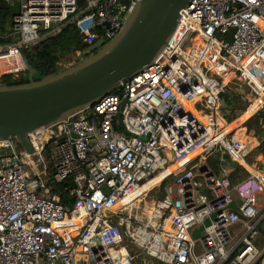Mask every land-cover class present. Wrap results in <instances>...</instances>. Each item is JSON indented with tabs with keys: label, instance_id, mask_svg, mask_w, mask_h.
Listing matches in <instances>:
<instances>
[{
	"label": "built area",
	"instance_id": "2783aa9c",
	"mask_svg": "<svg viewBox=\"0 0 264 264\" xmlns=\"http://www.w3.org/2000/svg\"><path fill=\"white\" fill-rule=\"evenodd\" d=\"M18 1L20 37L1 36L14 42L0 43V62L22 67L1 76L36 71L32 47L65 29L88 46L109 42L140 0ZM234 82L255 100L264 92V0H192L155 64L122 89L32 132L33 153L0 142V264H264V176L246 168L232 181L248 152L239 128L227 131L235 121L222 99ZM163 173L138 207L109 214ZM69 179L74 201L65 206L54 185ZM154 191L164 196L147 205ZM116 217L131 223L125 234H150L126 235L133 261L118 257L125 236Z\"/></svg>",
	"mask_w": 264,
	"mask_h": 264
},
{
	"label": "water",
	"instance_id": "95a60500",
	"mask_svg": "<svg viewBox=\"0 0 264 264\" xmlns=\"http://www.w3.org/2000/svg\"><path fill=\"white\" fill-rule=\"evenodd\" d=\"M0 1L10 11L1 36L14 34L19 39L14 26L21 5L18 0ZM191 2L140 0L112 40H100L89 46L88 54L84 53L86 56L72 65L41 79L35 78L38 72L33 71L24 84H0V142L15 139L28 153H33L29 139L32 132L65 121L94 106L104 96L122 89L155 64L177 29L181 11ZM103 27L109 28V24L97 29ZM230 208L239 211L235 204ZM202 230L203 227L195 231L194 238H198Z\"/></svg>",
	"mask_w": 264,
	"mask_h": 264
},
{
	"label": "trees",
	"instance_id": "16d2710c",
	"mask_svg": "<svg viewBox=\"0 0 264 264\" xmlns=\"http://www.w3.org/2000/svg\"><path fill=\"white\" fill-rule=\"evenodd\" d=\"M122 2H128V0H122ZM10 16V11L5 3L0 1V43L7 44L13 43L12 38L3 39L1 34L4 33L7 22ZM53 47L51 48V46ZM88 45L85 44V36L83 33L77 30L65 29L62 33L48 37L42 42L36 44L32 47L34 52L31 53V61L36 64L40 61L39 66L36 68L37 75L35 78L41 79L48 75L57 73L63 70L65 67H59V63H63V59L71 54L87 53ZM49 48V49H48ZM46 50V51H44ZM21 61V60H20ZM71 65V64H70ZM22 66L19 63L13 61L0 62V73H7L11 70L20 69ZM29 74L20 75L17 78L14 74L3 75L0 79V84L2 85H18L24 84L28 81ZM117 91H115L116 93ZM226 108L231 110V114L226 115V119L229 123L235 121L237 114L232 111L235 110L237 106L235 103L236 96L233 93L223 95ZM225 108V109H226ZM247 108L245 109V111ZM177 166L171 167L169 172H174L177 170ZM248 171L241 165H235L232 171V181L236 183L243 177L248 176ZM75 184L73 179L60 184L54 185V190L59 194L61 203L65 206L73 204L74 198L70 195L69 189L74 188Z\"/></svg>",
	"mask_w": 264,
	"mask_h": 264
},
{
	"label": "rangeland",
	"instance_id": "374dc122",
	"mask_svg": "<svg viewBox=\"0 0 264 264\" xmlns=\"http://www.w3.org/2000/svg\"><path fill=\"white\" fill-rule=\"evenodd\" d=\"M46 51V50H44ZM83 57V55L81 53L78 54H71L69 56H66V58L63 59V64H73L75 63L78 59H81ZM2 75V73H0V76ZM233 93V95L236 96L235 99V103H236V107L235 110L232 109L233 112H235L237 114V116L242 115L243 113H245L248 108L253 105L256 96H253L247 88L239 85L237 82H234L231 84V88H230V92L227 94ZM222 104L223 107L225 108V102H224V98L222 99ZM247 108V110L245 111V109ZM228 114H231V110L227 109ZM237 116L235 121L237 120ZM244 129H245V135L251 137L252 139H254V141H256V143H252L248 140L247 144H248V152L247 155H244L243 159H245L246 161H251L253 160V158H255V156H258V154L260 153V151H262L264 149V137H263V133H264V108L260 109L258 111V113L253 116L250 117L247 122L243 125ZM244 133H238L237 137L239 136L240 139H244ZM194 157V156H193ZM258 161V162H262ZM198 161H195L191 166L197 165ZM179 168V166H177ZM177 168V169H178ZM149 197L145 200L147 205H151V200H158L163 198L164 193L163 192H157L154 191L152 193H150L148 195ZM138 210H135V213ZM134 213V214H135ZM147 214V212H145ZM144 213V214H145ZM139 215L141 214V212L139 211L138 213ZM145 218V216H144ZM144 264H151L148 259H144Z\"/></svg>",
	"mask_w": 264,
	"mask_h": 264
},
{
	"label": "bare ground",
	"instance_id": "6f19581e",
	"mask_svg": "<svg viewBox=\"0 0 264 264\" xmlns=\"http://www.w3.org/2000/svg\"><path fill=\"white\" fill-rule=\"evenodd\" d=\"M230 79V77H228V78H226L225 79V81L227 82L228 80ZM264 101V97H261V102H263ZM187 106H188V109H190V110H193V104L190 102V103H187ZM241 125L242 124H240V123H234L233 124V126L231 127V129H229V131H232L233 129H235V128H239V130H238V132H237V134L239 133H245V131H244V129H241L240 127H241ZM227 130H228V128H227ZM228 131V132H229ZM244 135V134H243ZM239 137V136H238ZM248 140H250V138H248V137H246L245 135H244V139H243V141L244 142H246L247 143V141ZM194 157H195V155H193ZM193 156H191V158L193 157ZM176 165H174V166H172V167H175ZM166 175V173H163V174H161V175H159L155 180H153V181H151L150 183H148V184H146V185H144L143 187H141L140 188V191H139V197H137V199L136 200H134V198H132V197H129V198H127L125 201H123V202H121L120 204H118L116 207H114V210L115 211H118L120 208H122L123 210H127L128 208L130 209V208H134L135 206H137L138 207V204H140L141 203V201H142V196H140L141 194H144V193H146L147 191H149L156 183H160V181H161V179L164 177ZM135 202V203H134ZM135 211V210H134ZM133 211V212H134ZM138 213H139V211H137ZM135 213V212H134ZM137 213V214H138ZM104 218V215L103 214H101L99 217H98V219H103ZM97 219V220H98ZM112 222H113V224H114V227H116L117 229H120L122 232H124V234H123V237L125 236V238L123 239L124 241H123V243L121 244V246H122V248H124L122 251H121V249L120 250H118V257H120V254H121V256H122V258H123V260L124 261H133L134 260V258L133 257H129V255H128V253H127V251H128V248H129V243L131 242V241H129L128 239H127V236L126 235H129V237H134V238H136V239H139V241L141 240H143L144 238H145V235L147 234V236H146V238H148V236L150 237V234H149V232H138V231H132L130 234H125L128 230V228L130 227V225H131V223H128V222H125V221H122V220H120L118 217H116V218H113L112 219ZM122 228H125V229H122ZM127 239V240H126ZM145 240V239H144ZM49 241H51V240H49ZM54 249H56L55 250V253H59L61 250L59 249V247L56 245L55 247H54Z\"/></svg>",
	"mask_w": 264,
	"mask_h": 264
},
{
	"label": "crops",
	"instance_id": "0c3cea01",
	"mask_svg": "<svg viewBox=\"0 0 264 264\" xmlns=\"http://www.w3.org/2000/svg\"><path fill=\"white\" fill-rule=\"evenodd\" d=\"M52 47H53V45L51 46V48ZM261 97H264V92H260L258 98L254 101L253 105H251L245 113H243L242 115H240V116L237 117V120L234 123H240V124H242L241 125V127H242L241 129H244L243 124L260 107H263L264 108V101L261 102ZM234 123H232L231 125L228 126V130L227 131H229V129H231V127L233 126ZM244 131H245V129H244ZM244 135H245V133H244ZM245 136L248 137V138H250L249 141L252 143V145H253V143H256V141H254V139H252L251 137H249L247 135H245ZM246 155H247V153H246ZM261 160H263V161L262 162H258V161H261ZM241 162L243 163V167L245 169L247 168L249 171L252 170L253 172L260 173L261 175L264 176V149L262 151H260V153L258 154V156H255V158H253V160L246 161L244 159V160H241ZM263 241H264V238L262 237V240L259 241V244L263 243Z\"/></svg>",
	"mask_w": 264,
	"mask_h": 264
},
{
	"label": "flooded vegetation",
	"instance_id": "af4514ba",
	"mask_svg": "<svg viewBox=\"0 0 264 264\" xmlns=\"http://www.w3.org/2000/svg\"><path fill=\"white\" fill-rule=\"evenodd\" d=\"M82 55H83L84 57L86 56L84 53H82ZM1 77H2V76H0V79H1ZM17 78H19V77H17Z\"/></svg>",
	"mask_w": 264,
	"mask_h": 264
}]
</instances>
